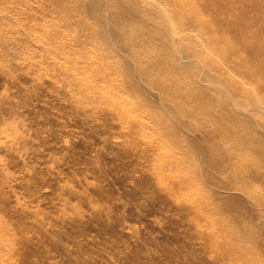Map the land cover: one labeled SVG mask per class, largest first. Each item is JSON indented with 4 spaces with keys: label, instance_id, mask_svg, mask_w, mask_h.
<instances>
[{
    "label": "rangeland",
    "instance_id": "1",
    "mask_svg": "<svg viewBox=\"0 0 264 264\" xmlns=\"http://www.w3.org/2000/svg\"><path fill=\"white\" fill-rule=\"evenodd\" d=\"M108 1L112 2L0 0V179L6 183L0 180V228L7 232L0 241L4 247L0 264H211L214 259L205 251L207 243L189 233V216L183 213L186 202L145 176L156 162L157 150L147 151L150 145H163L169 153L183 150L187 162L183 173H198L199 182L188 185L183 194H188L189 202L196 196L212 212L213 225L202 220L215 227L212 232L228 239L229 234L222 236L228 221L242 233H252L235 217L238 212L247 213L250 228L261 230L250 235L264 259V216L258 215L262 207L257 206V196L251 200L239 190H229L235 178L205 170L212 156L202 129L187 133L197 140L198 157L191 147L169 142L177 129L185 132L187 124L179 115L171 120L174 100L148 85L147 75L139 70V58L144 57L135 54L136 42L128 37L133 35L129 22L142 18L133 16L126 22L130 12L124 6L115 9ZM128 2L136 7L135 0ZM232 2L243 4L244 13L223 15L246 22L245 42L264 57V0ZM158 10L171 22L174 33L189 39L179 50L182 55L177 62L190 69L195 66L201 75L188 88L201 96L210 91L212 97L218 96L215 112L220 124L230 121L241 135L252 134L253 143L261 139L264 145V87L249 84L243 90L239 77L219 76L218 68L209 64L220 60L212 55L206 31L199 26L182 31L165 4L161 2ZM116 12L123 24L121 37L111 23ZM198 50L210 60L190 56ZM105 51L108 60L103 58ZM104 66L107 81L117 78L126 92L113 91L114 86L104 82ZM213 73L224 81L213 80ZM257 74L264 82L262 73ZM226 80L236 84L237 90L232 92ZM107 95L133 104L129 107L135 111L138 131L121 126L112 112L111 118H104L103 113L110 110L104 102ZM220 132V139L227 138L231 129L222 126ZM255 144L250 153L258 158ZM241 178L236 177V182ZM263 184L255 182L254 189L264 199ZM77 210H82L81 215Z\"/></svg>",
    "mask_w": 264,
    "mask_h": 264
},
{
    "label": "bare ground",
    "instance_id": "2",
    "mask_svg": "<svg viewBox=\"0 0 264 264\" xmlns=\"http://www.w3.org/2000/svg\"><path fill=\"white\" fill-rule=\"evenodd\" d=\"M128 1L129 0H112V2L108 1V4L112 5L113 3L115 9L124 6L125 10L130 12L131 14L126 22H129L133 16L142 18L141 21H138L137 18H134L129 22V26L132 28L133 35L128 37L129 41L136 42L135 54H139L144 57V58H139L141 61L138 62L140 65L139 70L147 75L145 79L147 80L148 85L152 87H156L159 91H163L162 93L164 95H168L170 99L174 100L176 104V108L173 111H171L173 117V119L171 120L175 119V115H179L181 119L184 120L187 124L186 131L180 132L177 129V132L173 135L171 139L172 141L169 142L171 143L176 142L179 144L181 142L182 145H185V147H191L192 150H195L196 157H198L200 150H198L196 146L197 140L191 139L190 138L191 136L187 135V133L189 134V132H191V134L194 135L195 129L197 128L202 129L204 132V141L206 142L209 141L210 143L209 148L211 149L210 154L212 156L210 161L207 160L205 164V170L207 172L208 171L213 172L211 170H216V172L222 173V175L224 174V176L232 177V179L235 178V181L229 185L228 189L239 190L245 193L247 196L252 197L251 200L254 199L253 197H255L254 195H256L258 199V203L256 202L257 206L262 207L261 213L258 212V215L262 214L264 216V199L262 196L257 195L254 189L255 182H260L261 184L264 183V145H262L263 143L262 140L258 138L259 142H257V139H254L256 144L253 143L254 136L252 134L247 135L245 133L241 135L240 133H242V131L238 128H235L230 121H225L223 124H220L222 120H220L216 116V112H215V103H217L220 100L219 97L216 95L212 97L211 91L208 92V94L201 96L200 93L195 92L194 90H190L188 88V86L194 85L197 82V78L201 75L199 70L194 69L195 66H192V69H190L188 67L180 65L177 62L178 59L180 58V55H182L179 50H182L183 47L182 45L185 43V41H188L189 39L183 37V35H185L184 33L182 34L174 33L171 29V25H172L171 22L166 20L158 10V7L159 6L161 7V2L165 4L172 12L173 17L175 18L176 22L178 23L182 31H185L190 26L202 27L206 31L205 36L207 37L206 39L209 41V46L212 50V55L219 58L220 61L218 62L215 60L208 59L207 55H204V53L202 52L203 50L192 51L190 53V56L199 58V55H203L204 58L210 60L209 64L215 65L216 69L218 68L219 76H221L222 78L228 77L229 75L239 77L238 83L240 85V88L246 90V87L249 84L257 85L258 87L259 86L264 87L263 80L259 79L261 78V76L257 74V72H259L262 73V75L264 76V57L259 50H257L256 48L252 47L250 44L245 42L244 37L242 35V29L246 27V22H243L239 18H235V17H231V19H229L227 16L223 15L224 13L235 14L237 12H241L242 14L244 13L243 8H245V6L240 3H233L232 0H135L136 2V7H135L134 3ZM119 16L120 13L116 12L114 14V17L111 19L112 21L111 23L117 25L119 34L114 31L113 32L116 33L118 36L120 35L121 37L123 31V24L119 21ZM149 26L151 27L148 30H145V28ZM108 53H109L108 51H105L103 53V58L105 60H108ZM209 64L208 67L210 68ZM120 65H122L121 61H119L118 63V66ZM230 66L233 67L235 74L231 73ZM106 72H108V69L106 66H104L102 69V73H103L102 78L104 82L111 83L114 86V88H111L113 89V91L126 92L123 83L120 82L117 84V78L110 77L109 81H107L105 77ZM212 75H213L212 77L213 80L220 79L224 81V79L218 78V75H216V73H213ZM227 83H228V88L232 92H234V90H237V85L232 83V81H227ZM172 86H174L173 88L174 91L169 92L168 90H170ZM129 87L132 88L133 84H130ZM90 99L91 97L89 98V100ZM104 102L106 105L110 106V110L108 111L109 108L108 107L107 111L103 113L105 114V117L104 115H102L104 118H111L113 113L114 120H118L121 126L126 125L127 127H131L136 131L139 130V127L137 126L136 123L135 111L129 107L130 105L133 104H131L129 101H126L122 97H112L110 95H107L105 97ZM98 103H96L98 106L101 105L100 104L101 101ZM103 111H105V109ZM167 121L165 120L166 123ZM174 124L177 126L179 125V122L175 120ZM222 126L229 127L231 129V133L227 136V138L222 136L220 139L219 137L221 133L220 128ZM142 133L143 132H141V134ZM180 133L182 134V136L180 135ZM155 140L156 139H154L153 141ZM222 141L224 143L223 145H222ZM229 141H232V143H230ZM239 141H240V146L238 144L237 146L239 147H236V144ZM254 144L255 147L258 148V150H256L257 154L261 155L258 158L257 156H252L250 153L252 151L251 147L252 145L254 146ZM160 149L162 151H160ZM155 150H157V152H155V158H154L156 160V162L154 163L155 165H152L150 161V164L152 166L151 171H149V175L145 174V176L147 178H150L153 183H156L164 187L166 189L165 192H171L173 193L174 196H175L174 193L177 192L178 196L181 197V200L186 202L185 206H183V211H184L183 213L187 212V215L189 216L188 218V220H190L189 233H191L193 237L197 239H202L207 243L208 249L206 248L207 250L205 251L206 253L207 252L211 253L214 259L212 260L211 264H220L221 260L224 264H264V259L261 257V254H259L258 251L256 250V246L254 242H252L253 236L250 235V234L252 235L259 234L258 231L261 230H258L257 228L254 227L250 228L251 224H250V217L248 216V214L243 212H238L237 214H235V217L241 218L242 220L237 222L244 223L249 229L252 230V233L251 232L250 234L244 232L242 233V231L237 226L226 221L225 226H223L222 236L223 234L226 235L229 234L230 237L228 239H222L220 234L212 232L215 227L209 228L208 224L203 223L202 221V220L207 221L213 225L212 221H210L214 219V216L212 217L211 215L212 212H209L208 208H204L199 203V201H197L198 199L196 198V196L194 197L195 200L193 199L194 201L189 202L190 200H188L189 198L188 194H183L184 190L189 187L188 185H194L195 183H199L196 177L198 176V173L196 174L183 173V170L185 169V164L187 163L183 150L178 149L172 153H169L171 151L167 150L165 147H163V145L161 146L150 145L149 150L147 149V151H152V152H154ZM163 158L165 160H162ZM173 158H176V160H173ZM177 158L181 159L183 163L177 160ZM148 163H149V159H148ZM143 167L144 166H142V168ZM149 167H146L147 170H149L148 169ZM211 174L212 173H209V175ZM238 176H242V178L239 179V181L237 180L236 182V177ZM2 183L4 185L6 184L4 183V181ZM214 188H217L216 184ZM171 198L173 199L176 197H171ZM212 207L213 206H211V209L213 210ZM12 208H15V206ZM75 210L76 208H74V211ZM80 211H78V214ZM178 213L180 214V212ZM177 216L175 217L177 218ZM34 218L36 219V217ZM36 224H38V222ZM16 226L18 227V225ZM23 229L25 230V228ZM12 230L15 229L12 228ZM24 230H22V232ZM6 233H7L6 229H4L1 226L0 241L2 238L6 236ZM36 234H39V231ZM248 238L251 239L248 240ZM199 243L201 244V242ZM46 244L48 246V243ZM3 248H4L3 245L2 246L0 245V260L2 257V253H4ZM44 250H47L45 249V246H44ZM19 254H16V256H18ZM72 256H74V253ZM3 257L5 258V255H3ZM5 260L6 259H4V261ZM193 260L194 259H192V261Z\"/></svg>",
    "mask_w": 264,
    "mask_h": 264
}]
</instances>
